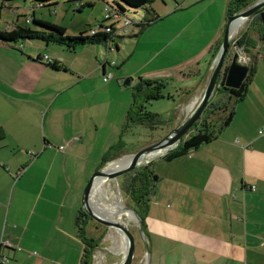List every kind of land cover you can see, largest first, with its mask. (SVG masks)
Segmentation results:
<instances>
[{"label":"crops","instance_id":"0c3cea01","mask_svg":"<svg viewBox=\"0 0 264 264\" xmlns=\"http://www.w3.org/2000/svg\"><path fill=\"white\" fill-rule=\"evenodd\" d=\"M177 4L166 16L183 10L181 3ZM220 6L223 14L218 16L215 40L181 66L164 70L171 72L167 80H177L175 107L181 110L175 116L177 125L208 81L228 20L225 4ZM17 24L27 23L15 20L7 32ZM247 28L248 24L232 34L229 57L235 52L233 41ZM141 34L129 36L139 38ZM257 39V34H251V41ZM262 42L255 48L246 46V51L236 47L244 52L243 64L249 68L255 57V68L244 97L235 105L231 123L222 130L218 124H207L213 138L179 158L160 159L152 170L158 181L143 219L141 240L147 264H264V53L258 55ZM16 43L0 40V264H81L84 244L77 220L82 187L93 172H86V158L112 100L83 101L88 91L82 92L80 100L70 96V91L96 70L81 73L75 63L52 58L46 49L35 50L25 43L18 48ZM86 46L94 45H80L71 51ZM114 51H119L117 44ZM44 57L58 63V70L49 67ZM106 65L102 76L107 73ZM154 73L145 75L156 80ZM117 89L110 80L103 93L116 96ZM174 96L170 93L168 99ZM73 98L76 103L71 102ZM226 102L210 101L209 105L214 110ZM118 127L116 123L114 131L120 136ZM194 128L195 133L202 130L199 125ZM112 145L104 147L105 152ZM30 152L36 157L31 159ZM126 156L114 154L111 162ZM92 226L86 224L85 230L100 233L99 227Z\"/></svg>","mask_w":264,"mask_h":264},{"label":"rangeland","instance_id":"374dc122","mask_svg":"<svg viewBox=\"0 0 264 264\" xmlns=\"http://www.w3.org/2000/svg\"><path fill=\"white\" fill-rule=\"evenodd\" d=\"M83 1L85 0H9L6 2L0 0V31L11 29L13 27L12 23L15 20L27 23L26 20L29 21L32 17L62 25L66 27L67 34L69 35L78 34V32L82 30H93L98 26H109L111 23H115V36H113L111 42L86 46L75 52L68 50L64 46L61 47L59 45V47L54 43H49V45L46 46L45 42L40 40L21 39L16 43L18 48L21 47L22 43H25L26 46H34L35 50L39 47L40 50L46 49L47 51L45 50V52L52 58L59 57L65 60V63H75L76 70L81 73L88 72L92 69L96 70L94 75H89L88 78L83 79L80 84L70 91V96L78 98V100L83 96L82 92L88 91L86 97L82 98V100L86 102L87 100L91 101V99L94 102H103L106 99L112 100L108 108L106 119L100 127L97 141L91 144L92 153L89 157L86 156V154L84 155V157H88V159L85 157L86 165H88L86 172L89 170L93 171L91 172L92 175L101 167L100 165L103 164L104 157H107L109 154L113 153L111 157H113L114 154H134L160 140L168 134L170 130L177 126L175 116L177 113L179 115L181 113V110L175 107L179 99L178 93L175 92L177 80L175 78V82L167 80V77H171V72L164 70L180 63L181 66L186 60L194 58L205 45L208 46L215 40L217 37V24L220 20L218 16L220 13L221 15L223 14L220 4H225L223 8L224 12H226L227 5L231 0H208L206 2H199V0H154L151 6L153 10H156L155 13H157L161 19L151 23L139 38H130L129 35L136 31V28L130 25L125 27L123 24L124 20L130 18L133 21H142V18H144L145 21H147L151 18L149 12H146L142 8L128 5L124 1H119L126 10L125 14L119 16L117 19H113L114 21H108L105 19L106 3L109 4L111 8H114L115 3L113 0H87L92 2V6H85L78 11L76 7ZM177 3H181L183 10L179 12V9L177 12L166 16L173 12L175 8H178ZM221 19L224 20V18ZM248 23L249 20L244 22L242 27L246 26ZM28 24L30 27H35L32 20ZM225 26L221 32V37L223 36ZM252 28L264 31V25L257 28L253 26ZM168 41L170 42L165 44ZM115 44L119 47L118 52L114 51ZM260 45L259 56L264 53V42L260 43ZM109 46L113 49L110 52L107 49ZM254 58L252 65H250V67L253 68H255ZM115 63L117 67L114 65ZM104 64H107V74H114L112 76L114 79L111 80L118 88L116 96L107 92L103 93V87L106 86V82L103 81L101 67H103ZM148 72H156L154 73L156 75V80H149L150 78L145 75ZM68 76L71 78L70 74ZM122 78H131L133 82L130 83L129 86L121 87L122 82L119 79ZM116 79H118V81ZM139 80L164 83V87L158 92V99H150L142 103L145 111L144 113L151 115L157 114V121L159 122L156 121L152 125L144 126L140 124L123 126V124L126 123L125 114L130 108L132 96L136 92L135 87L139 84ZM90 89L93 90L90 91ZM170 93L175 96L168 99ZM141 95L143 96V93H141ZM227 96V93L223 91V89H220L217 92L215 91L211 102L214 104L226 102ZM182 97L183 100L185 96ZM75 98L71 101L72 103L77 102ZM209 108L211 109V107ZM204 112H206V109ZM188 113L189 111L181 117L180 122ZM204 115L205 114H203L201 118L205 117ZM221 117L222 115L217 112H215L214 115L210 113L207 115V119L200 118V124H198L199 128L202 129L203 125H212V123L214 124L213 126L219 125V118ZM116 123L119 125L118 131L120 132V136L122 131V138L114 131ZM191 133L193 134L195 132L191 131ZM119 139L120 141L122 140L121 144L119 143L120 141L117 142ZM111 144L113 145L109 146L107 148L108 151L106 150L105 152L103 148ZM58 146L59 145L55 147ZM64 147L65 144L62 145L61 150H63ZM116 148L117 150H115ZM66 151L65 149L61 152ZM160 159L152 161V170L156 168ZM106 163L104 165H106ZM91 175L87 176L82 191ZM122 182L123 177L115 181H109L112 185V189L106 196L113 198L114 203H120L121 208L129 209V207L131 208L132 206L129 205L127 198L121 191ZM96 199L98 200L96 197H94V199L92 198V203H103V209H105L104 205H109L110 208L113 206V204H110L111 201L108 203L107 200L103 199L100 202ZM116 219H118V222L128 227L129 231L135 237L136 254L132 264H147V254H145L147 251L144 246H142L141 241L145 233L142 231L139 217L135 214L134 218L121 215L116 216ZM88 223L93 224V228L95 226L99 227L100 230L99 233L90 229V234L89 231H86V237L88 236L94 241L99 240L98 246L92 254L91 264H118L123 258L119 234L115 231L114 234L112 229L110 230L109 228L101 226L95 221L87 219V224Z\"/></svg>","mask_w":264,"mask_h":264},{"label":"trees","instance_id":"16d2710c","mask_svg":"<svg viewBox=\"0 0 264 264\" xmlns=\"http://www.w3.org/2000/svg\"><path fill=\"white\" fill-rule=\"evenodd\" d=\"M4 2L9 0H3ZM119 1H124L128 5L136 6L142 8L146 12L151 14V18L147 21L143 18L142 21H139L130 26H134L137 29V32L131 36L137 37L140 35L143 30H145L151 23H154L161 18L156 16L151 4L154 0H113L115 3V7L111 8L109 4L106 3V6L112 13H115L119 16L125 14L124 7L119 3ZM256 0H231L229 3L228 11H227V19L231 17L234 13H237L247 7H249ZM85 6H92V2L87 0L84 1L83 4H79L76 8L78 11ZM32 22L35 24V27H30L29 24L26 25H16L13 30L7 32H0V40L4 42H18L21 39H29V40H40L45 43H54L60 46L66 47L68 50H73L77 46L80 45H94V44H103L108 40L112 41L113 36H115V24L109 26L108 28L104 26H98L99 28H106L110 31H99L96 34L90 35L89 32L92 29L84 30L77 35L69 36L66 35V27L50 23L48 21L38 20L34 17L31 18ZM30 20V21H31ZM245 21H240L236 26L234 32L244 24ZM30 23V22H29ZM264 25V8L260 9L257 13H255L250 19L248 23V28L245 32H243L235 41L236 46L242 47L245 50L246 46L248 48H255L258 41H264V31L253 29L252 27H262ZM257 34L258 39L253 42L250 40L251 34ZM218 50V48H217ZM38 61L40 59L38 58ZM53 70H58V63H46ZM252 65V64H251ZM103 69V68H102ZM253 67L249 69V75L246 81L242 84V86L237 89H226L222 88L227 94H229L228 102L223 104L222 106H216L210 109V105L207 107L205 112V117L201 119H207V115L214 113L217 111L221 112L222 117L220 118L218 130H222L227 127L233 117H234V107L236 103H238L245 95L247 82L249 77L252 74ZM104 74V72L102 73ZM224 74L220 78V84L224 81ZM164 87V83L151 82L139 80V84L135 87L136 92L132 96V103L130 108L126 113V118L124 123L125 126L131 124H140V125H152L157 121V115L145 114L142 103L144 101L150 99H158L159 91ZM146 90V91H145ZM143 93V96L141 95ZM232 100V101H231ZM209 108V109H208ZM159 122V121H157ZM199 124V121L195 124V127ZM202 130L190 134L186 139H183L174 149L170 150L167 154H165L161 159L166 161H171L173 159L179 158L183 155H186L189 151L197 149L200 145L205 142H208L211 138L214 137V134L207 129L206 126H202ZM209 127V126H208ZM207 129V130H206ZM121 144V142H119ZM119 144V145H120ZM120 148V147H119ZM117 150V148L115 149ZM110 152V151H109ZM113 154V153H112ZM112 154H109L107 157H104L103 164L104 166L106 162L113 160L111 157ZM152 162L139 167L138 169L129 172L123 176V182L121 185V191L123 195L127 198V202L132 207L142 222V231H144V216L147 211L148 202L150 197L155 192L156 183L158 181V177L153 173L151 169ZM87 219L89 218L83 210H80L77 226L80 232V237L82 243L84 244V253L81 264H91L92 263V254L98 246V242L94 241L90 237H86V224ZM122 248V247H121ZM123 251V249H122Z\"/></svg>","mask_w":264,"mask_h":264},{"label":"water","instance_id":"95a60500","mask_svg":"<svg viewBox=\"0 0 264 264\" xmlns=\"http://www.w3.org/2000/svg\"><path fill=\"white\" fill-rule=\"evenodd\" d=\"M262 8H264V0H256L249 7L237 13H234L231 17L228 18L223 32L222 40L212 63L211 72L205 88L196 104L176 127L170 130L168 134H166L160 140L150 144L146 148H143L134 154L129 155V161L120 169H117L115 171H107V166H104L90 176L82 192L81 208L85 212V214L97 224L109 229L116 230L120 234L124 235L127 242V248L125 255L118 264H132L136 254L135 237L123 224L115 221H109L104 216L98 214L95 211L92 204V195L96 183L100 179L106 182L112 180L115 181L116 179L123 177L125 174L132 172L143 165H147L154 160L162 158L190 134L192 129L195 127V124L204 114L205 109L209 105L217 89L226 88L237 90L242 86V84L248 77L250 68L240 63L238 51H235L229 57L231 28L237 21L242 20L246 22ZM222 74H224L225 76L223 83L220 84L219 80L222 77ZM130 83L131 80L129 78L125 79L121 83V87L129 86ZM153 153L157 154L151 156V154ZM122 158L123 157L116 159V161ZM126 210H130L131 212H133V214L139 217L133 209L129 208ZM140 224L142 228L141 219Z\"/></svg>","mask_w":264,"mask_h":264},{"label":"bare ground","instance_id":"6f19581e","mask_svg":"<svg viewBox=\"0 0 264 264\" xmlns=\"http://www.w3.org/2000/svg\"><path fill=\"white\" fill-rule=\"evenodd\" d=\"M242 21V20H240ZM240 21H237L236 23H234V25L232 26L231 28V36L232 34L234 33V30L236 28V26L238 25V23ZM192 105V104H191ZM187 108V107H186ZM192 108V107H191ZM190 108V109H191ZM190 109L188 111H190ZM157 153H153L151 154V156L153 155H156ZM148 158V157H147ZM130 157L126 156V157H123L122 159L116 161H112L110 163L107 164V171H115L117 169H120L121 167H123L128 161H129ZM107 182L106 181H102V179H100L96 185H95V188H94V197L98 198V200L101 202L103 199L107 200V202L109 203V201H111L110 204H113V206L110 208L109 205H104L105 206V209L102 208L103 206V203L99 204V202L97 203H92L93 204V207L95 209V211L104 216L107 220L109 221H115V222H118V219H116V216H121V215H125L126 217L128 218H134V214L133 212H131L130 210H126V209H123L121 208V204L120 203H117V202H113V198H110L109 196H106V194L112 189L111 185H108L106 186ZM110 184V183H109ZM112 195V194H111ZM93 197V199H94ZM97 200V199H96ZM97 200V201H98ZM133 220V219H132ZM121 223V222H119ZM130 223V222H129ZM123 224V223H121ZM124 225V224H123ZM125 226V225H124ZM126 227V226H125ZM128 228V227H127ZM111 230V229H110ZM113 233L114 231L116 233L119 234V237H120V240H121V247L123 249L122 251V256L125 255V252H126V248H127V242H126V239L124 237V235L120 234L119 232H117L116 230H113ZM111 232V231H110ZM109 232V233H110ZM108 233V235H109ZM115 234V233H114ZM113 239V238H112ZM107 240V239H106ZM117 240V239H116ZM109 241V240H108ZM141 261V260H140Z\"/></svg>","mask_w":264,"mask_h":264},{"label":"built area","instance_id":"2783aa9c","mask_svg":"<svg viewBox=\"0 0 264 264\" xmlns=\"http://www.w3.org/2000/svg\"><path fill=\"white\" fill-rule=\"evenodd\" d=\"M27 18H30V17H27ZM118 18V15L117 14H115V13H112V11H110L109 9H108V7L106 6V9H105V19L106 20H108V21H114L113 19H117ZM31 20V19H30ZM30 20L28 21V20H26V22H27V24L30 22ZM142 20H143V18H142ZM137 22H139V21H133L132 19H130V18H126L125 20H124V26L126 27V26H128V25H132V24H135V23H137ZM113 24H115V23H111L109 26H111V25H113ZM109 26H104V27H106V28H108ZM106 28H99V27H96V29H93V30H91L90 32H89V34L90 35H93V34H96L97 32H99V31H106V32H108V31H110L109 29H106ZM114 29H115V26H114ZM109 42H111V40H108L107 42H105L106 44L107 43H109ZM233 46H235V51H238V53H239V61H240V63L241 64H243V62L245 63V61H243L242 59L244 58V52L241 50V49H237L236 47V44H235V42L233 41ZM239 48V47H238ZM108 49V51L110 52L111 50H113L112 48H111V46H109V48H107ZM44 59H45V61L47 62V63H49L50 61H49V59L47 58V57H44ZM229 61V60H228ZM244 65V64H243ZM101 68H103V67H101ZM102 78H103V81L104 82H108V81H110L111 79H112V74H107V73H104L103 74V76H102ZM260 133H263V131H261ZM60 150L62 149V147H60L59 148ZM30 158L31 159H33V158H35L36 157V154L35 153H33V152H30Z\"/></svg>","mask_w":264,"mask_h":264}]
</instances>
